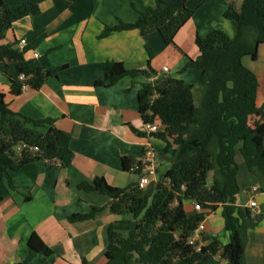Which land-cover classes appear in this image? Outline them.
I'll return each mask as SVG.
<instances>
[{
  "label": "crops",
  "instance_id": "crops-1",
  "mask_svg": "<svg viewBox=\"0 0 264 264\" xmlns=\"http://www.w3.org/2000/svg\"><path fill=\"white\" fill-rule=\"evenodd\" d=\"M2 1L10 6L29 2L37 6L39 13L15 22L0 38V45L18 48L24 40L20 50L26 60H35L32 54L37 53V61L44 69L65 67L57 78H47L39 90L25 87L18 96L10 93V82L0 74L4 103L13 114L34 121H52L55 129L69 134L73 160L65 169L54 160H34L11 173V187L0 179V264H125L122 259L109 260L107 254L118 249L112 242L114 233L128 236L132 217L104 210L94 218L70 222L69 217L86 215L92 207L102 208L110 201L105 195L80 191L77 186L99 178L111 187H126L136 177L123 170V158L141 163L146 149L155 155V174L150 181L155 182L165 173L169 163L160 155L164 143L153 136L137 134L143 133L145 125L139 113V90L161 76L198 85L200 71L186 66L188 60L198 56L195 37L205 39L215 30L232 37V23L224 15L230 5L240 9L243 0H187L192 17L169 45L157 32L144 34L139 29L100 37L105 27L134 23L137 12L153 7L156 0ZM104 62L154 74L124 77L111 87H96V65ZM242 63L257 77L256 106L260 107L264 104V44L258 47L255 61L244 57ZM163 68H167L166 74ZM200 95V89L195 88V104ZM50 127L44 125L37 130L46 134ZM17 148L13 151L19 158L21 151ZM235 161L237 205L247 207L254 201V211L263 216L246 234L243 264H264V178L258 180L250 174L239 153ZM184 210L192 213L193 203H186ZM203 227V244L213 238L228 244L231 229L223 208L219 206L207 216ZM32 234L50 254L29 248ZM129 264L141 263L134 258ZM198 264L224 262L214 257Z\"/></svg>",
  "mask_w": 264,
  "mask_h": 264
},
{
  "label": "trees",
  "instance_id": "trees-1",
  "mask_svg": "<svg viewBox=\"0 0 264 264\" xmlns=\"http://www.w3.org/2000/svg\"><path fill=\"white\" fill-rule=\"evenodd\" d=\"M186 2L156 0L153 7L137 12L134 23L105 27L100 37L139 29L144 34L157 32L169 45L192 17ZM38 13L32 3L10 6L0 0V38L15 22ZM224 16L232 23V37L219 30L205 39L195 37L198 56L188 60L186 66L200 71L198 85L161 76L139 90L143 123L159 126V131L150 136L164 143L160 155L169 163L165 173L153 185L141 188L142 164L125 157L123 170L136 177L126 187H111L99 178L77 186L80 191L105 195L110 201L105 207H92L86 215L69 217L70 222L94 218L104 210L133 219L127 237L112 235L118 249L107 254L109 260L122 259L125 264L134 258L141 264H198L218 257L224 264L244 263L246 234L263 216H253L249 208L237 205L235 157L239 153L247 171L258 180L264 178V104L256 106L258 80L243 65L242 58L255 61L258 47L264 44V0H243L240 9L230 5ZM63 70L65 67L44 69L37 60H26L17 45H0V74L10 82L14 96L21 94L23 86L39 90L47 78H57ZM143 73L154 74L124 70L114 62L100 63L96 65L95 86L111 87L124 77ZM21 75L23 80L19 79ZM195 88L201 93L197 104ZM44 125H51L46 134L37 130ZM69 140V134L55 129L52 121H34L10 112L0 93V179L10 187L11 173L34 160H54L58 167L69 168L73 160ZM20 143L37 147L38 152L21 151L16 158L13 149ZM186 203L199 204L201 211L186 213ZM219 206L231 229L228 244L216 238L203 244L205 240L200 237L195 246L189 245L188 239L199 224ZM199 243L202 245L197 251ZM28 246L43 255L51 252L35 234L30 236Z\"/></svg>",
  "mask_w": 264,
  "mask_h": 264
},
{
  "label": "built area",
  "instance_id": "built-area-1",
  "mask_svg": "<svg viewBox=\"0 0 264 264\" xmlns=\"http://www.w3.org/2000/svg\"><path fill=\"white\" fill-rule=\"evenodd\" d=\"M25 43L24 40L20 41V43L18 44V48L20 49V47ZM33 59L37 60L39 58L37 53H33L32 54ZM162 72L164 74L167 73V68H163ZM19 79L23 80L24 77L21 75L19 77ZM25 89V86L22 87V90ZM159 131V126H157L156 123H150V124H145L143 127V133L146 134L147 136L153 135L155 133H157ZM19 151H28L30 154H35L38 152L37 147H30L28 145H26L25 143H20L17 146ZM142 166H143V177L139 180V185L141 188H145L147 187V185L150 183V176H154L155 174V155L154 152L150 149H148L145 153H143V157H142V162H141ZM255 191V190H254ZM256 207L255 202L251 201L249 202V204L247 205V208H249L251 210V215H255L257 214L254 211V208ZM193 210L194 211H201V207L199 206V204L194 203L193 205ZM204 230L203 227V223L199 224V226L197 227L195 233L188 239V244L189 245H193L195 246L197 241H199L200 239V234L201 232ZM202 244H198L196 250L199 251L200 247Z\"/></svg>",
  "mask_w": 264,
  "mask_h": 264
},
{
  "label": "rangeland",
  "instance_id": "rangeland-1",
  "mask_svg": "<svg viewBox=\"0 0 264 264\" xmlns=\"http://www.w3.org/2000/svg\"><path fill=\"white\" fill-rule=\"evenodd\" d=\"M150 115V114H149ZM150 124V123H149ZM148 149H146L143 153H145L146 151H147ZM246 197H248V195L247 194H244ZM219 261V260H218Z\"/></svg>",
  "mask_w": 264,
  "mask_h": 264
},
{
  "label": "water",
  "instance_id": "water-1",
  "mask_svg": "<svg viewBox=\"0 0 264 264\" xmlns=\"http://www.w3.org/2000/svg\"><path fill=\"white\" fill-rule=\"evenodd\" d=\"M150 183L153 185V184H154V181H153V180H151V181H150Z\"/></svg>",
  "mask_w": 264,
  "mask_h": 264
}]
</instances>
